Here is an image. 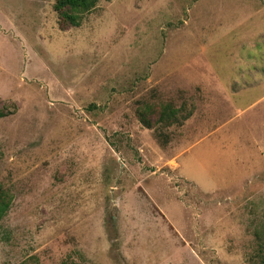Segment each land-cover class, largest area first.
Here are the masks:
<instances>
[{
  "label": "rangeland",
  "instance_id": "374dc122",
  "mask_svg": "<svg viewBox=\"0 0 264 264\" xmlns=\"http://www.w3.org/2000/svg\"><path fill=\"white\" fill-rule=\"evenodd\" d=\"M0 0V264H264V0Z\"/></svg>",
  "mask_w": 264,
  "mask_h": 264
},
{
  "label": "trees",
  "instance_id": "16d2710c",
  "mask_svg": "<svg viewBox=\"0 0 264 264\" xmlns=\"http://www.w3.org/2000/svg\"><path fill=\"white\" fill-rule=\"evenodd\" d=\"M99 0H55L54 9L58 12L60 19L72 26L80 24L81 16L91 11ZM4 116L0 110V117ZM8 201L0 190V220L8 210Z\"/></svg>",
  "mask_w": 264,
  "mask_h": 264
}]
</instances>
